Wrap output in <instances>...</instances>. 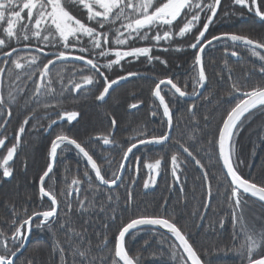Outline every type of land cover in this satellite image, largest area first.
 <instances>
[{"label":"trees","instance_id":"16d2710c","mask_svg":"<svg viewBox=\"0 0 264 264\" xmlns=\"http://www.w3.org/2000/svg\"><path fill=\"white\" fill-rule=\"evenodd\" d=\"M17 2L20 3L22 0ZM71 10L78 18H83V12L77 9ZM225 11L229 13L227 16L223 15ZM204 20L205 17L202 14L201 24ZM4 27H7L6 23L0 22V38H3L2 28ZM225 32L249 34L254 38L264 37V21L249 13L247 9L232 5L231 0H221L217 17L210 25L206 36L210 38L212 35ZM190 42H193L191 35L183 39L177 38L167 52L162 50L163 47L168 46L163 41L160 47L153 49V55L167 60V66L155 60L149 63L146 58L141 57L139 60L129 58L122 61V67L102 68L101 71L110 79L126 75L128 72L139 73L138 76L122 81L104 101L96 99L99 91H102V79L99 84L87 86L88 91L70 90L69 81L79 82L80 80L81 72L76 71L77 68H83L80 62L75 65L57 62L56 66L50 69L52 86L56 92L61 91V78L65 87L63 95L58 99L48 98V103L55 105L50 108H44L42 104L38 105L34 101L25 107V100L32 94L34 88L33 81L23 73L19 81L14 78L9 80L5 75L3 80L5 96L10 85L24 89L23 93H15L19 104L13 109V116L8 118L9 123L5 125L4 134L8 136L6 144L10 146L9 142L26 115L34 113L37 119L29 120L25 134L21 137V146L13 161L10 162L14 168L13 177L0 178V232L4 233L0 236V240H8V246L12 247L11 234L14 230L12 221L16 220L19 223L26 218V215L45 211L51 207V202L47 198H41L39 177L46 170L50 142L57 134L63 132L83 142L101 166L102 174L106 173L105 178H111V172L116 170L123 151L131 143L143 138L139 134L141 130L147 136L160 135L167 130L162 107L158 106L159 102L152 96V89L158 79L172 76L181 87L186 82L187 90L191 92L196 70L192 67L195 50L188 47ZM25 43L33 47L25 48ZM149 43L150 41H130L132 46H148ZM12 44L21 49L20 55L25 57L22 63L30 60V54L37 55L40 61L46 62L44 53L35 51L36 41L19 44L13 41ZM214 45L205 50V70L209 81L199 98L185 100L177 94L172 96L164 91L163 94L173 111L174 129L171 138L164 144L141 147L132 154L123 178L124 186L113 188L109 193L108 188L96 180L90 165L74 148L64 151L63 154L59 153L55 169L45 182L46 188L58 194V199L64 200L59 193L68 188L72 178L84 179L85 170L89 171V175L93 177L94 186L100 190L93 193L85 183L80 186L79 196L73 191L72 196L68 198L72 204V211H67L62 203L58 211L59 219L50 229L47 225L37 227L42 218L35 220L32 239L14 264H29V262L31 264H64V261H67V264H73L71 245L74 240L77 244L80 241L70 236L72 230L85 234L83 247L91 245L94 264H101L105 258L110 261L114 258V242L119 228L123 223L141 215L174 216L178 226L182 227L186 233H190V242L202 254L201 258L205 264H246V261L234 251L243 241V234L235 238L233 236V233L238 231L239 224L234 226L231 222V209L227 204L230 180L218 156L216 138L222 118L225 117L226 111L234 106L236 100L235 96L228 95L232 83L241 82L250 88L254 83L264 80V74L258 71L261 62L253 57L249 50L235 49L240 53L239 58H236L225 54L226 49L233 50L230 42H215ZM38 46L43 47L45 53L61 50L44 44ZM113 46L110 44V47ZM178 46L183 50L176 51ZM15 55L16 53H13V56ZM108 59H114V57H97L100 64L107 63ZM3 66L0 64V67ZM229 70H231V79ZM57 72L61 73L60 77L56 75ZM83 74L91 73L85 69ZM38 78L39 72L33 79L38 80ZM140 101L143 103L139 104L138 109L129 107L130 104ZM192 104L196 105L193 109L195 116L188 112ZM153 110L157 111L155 117L151 115ZM67 111H78L80 113L78 120L71 123L66 120L60 121L57 113ZM204 116H207L208 120H204ZM112 117H115L117 121L114 129L111 126ZM3 119L0 117V122ZM51 119H57L58 123L48 128L47 125ZM109 133H111L110 138L123 147L105 146L102 140L95 142L89 140L90 137ZM193 136L195 139H190ZM177 140L193 151L209 173L208 180L213 185V198L206 211L203 208L206 195L203 172L194 161L180 151L178 161H183L180 165L182 170L180 183H176L171 174L170 157L179 151L176 145ZM234 140L236 156L243 161L239 165L240 174L256 183H264V112L254 111ZM0 153L6 154L3 148H0ZM135 156L140 157L138 175L132 171L135 168ZM158 158H163L161 175L153 188L144 189L143 182L148 177V170L144 165ZM130 179H135L136 182L131 187L132 200L127 203L126 187ZM108 194L113 195V201L110 204L107 202ZM85 195L93 201V205L89 211L81 213L78 202ZM117 195L120 197L118 201L115 199ZM246 199L247 203L242 205L245 222L249 227L257 230L264 228V204L250 196ZM165 201H167L166 204ZM85 203L87 204V201ZM101 205L105 207L104 212L99 211ZM111 209H115V220L110 219ZM239 212L238 209V215ZM194 213L203 215L205 219L199 220ZM221 219L225 221L223 228L218 227ZM104 224H108L107 229L104 228ZM61 225L64 227L62 228ZM105 236L108 243L102 245L101 241ZM174 243L177 244L170 235L154 228L138 229L126 238V248L134 259L139 257L138 264H161V259L165 261V264H181L179 258L181 249H177L175 260L170 258L171 245ZM59 247L65 249L64 260L61 259ZM75 264H80L79 257L75 259ZM119 264L122 263L119 262Z\"/></svg>","mask_w":264,"mask_h":264},{"label":"snow or ice","instance_id":"6c2138e0","mask_svg":"<svg viewBox=\"0 0 264 264\" xmlns=\"http://www.w3.org/2000/svg\"><path fill=\"white\" fill-rule=\"evenodd\" d=\"M231 4L247 9L249 13L264 21V0H231ZM220 6L221 0H22L20 3L17 0H0V22L7 25V27L2 28L3 38H0V50H3L0 52V64L4 65L0 67V117L4 118L0 122V130H3V132H0V148H3L6 153H0V170H2L0 178L13 177L14 168L10 162L13 161L21 146V137L25 134L29 120L37 119L34 113L26 115L19 125L18 131L9 142L10 146L6 144L8 136L4 134L6 132L5 125L9 123L8 118L13 116V109L19 104L15 93H23L24 89L10 85L7 96H5L3 92L5 75L9 80L14 78L19 81L21 73H23L29 80L33 81L34 88L32 94L25 100V107L34 101L38 105L42 104L44 108H50L55 107V105L48 103V98L58 99L65 91L62 78L60 80L61 91L57 93L53 88L50 69L55 67L57 62L72 63L73 65L80 62L83 68L76 69V71L81 72L80 80L79 82L69 81L70 90L73 92H80L81 89L88 91L87 86L99 84L102 79V91H99L96 99L104 101L114 85H119L121 81L130 77L138 76L139 73L128 72L126 75H119L115 79H110L108 75L101 71L102 68L122 67V61L129 58L139 60L141 57L146 58L149 63L155 60L167 66V60L161 59L158 55L154 56L153 49L160 47L163 41L168 46L163 47L162 50L167 52L177 38L183 39L189 35H191L193 42H190L188 47L195 50L192 67L196 70L191 92L187 90L188 84L186 82L181 87L172 76L160 78L155 82L152 96L159 102L158 106L162 107V115L166 118L167 130L160 135L151 136H147L141 130L139 134L143 138L131 143L123 151L116 170L111 172V178H105L106 173L102 174L101 166L83 142L63 132L57 134L50 142L49 162L46 170L39 177L41 198L47 197L51 202V207L45 211H36L26 215V218L19 223L16 220L12 221L14 227L11 234L12 247L8 246V240H0V264H14L17 253L23 248L31 234L32 222L36 217L42 218L37 227L47 225L50 229L52 224L59 219L58 209L62 203L67 211H72V204L68 198L72 196L73 191L79 196L80 186L87 183L89 190L93 193L99 192L100 189L94 186L93 177L89 175L88 170L83 173L84 179L72 178L68 188L59 193V196L64 197V200L58 199V194L55 191L46 188L45 180L50 178V174L53 173L58 151L63 154L64 151L74 148L90 165L96 180L101 185L107 186L110 193L113 188L125 185L123 177L126 172V164L129 162V155L133 153L134 149L139 145L164 144L169 141L174 129L173 111L169 106V102L165 99L164 91L172 96L178 94L180 98L201 95L199 89L205 88L209 81L205 70V50L209 46H215L214 42H230L233 50L226 49L225 54L231 57L239 58L240 53L235 50L237 48L249 50L251 55L261 62L258 71L264 74V54H262L264 53V37L254 38L249 34L230 32L212 35L210 38L206 36L210 25L217 17ZM71 9L83 12V18H78ZM202 14L205 20L201 24ZM228 14L227 11L223 13L224 16ZM33 40L36 41L37 45L35 51L44 53L46 62L40 61L37 55L30 54V60L27 63H22L25 57L20 55L21 49L12 44L13 41L19 44ZM130 41H150V43L148 46H132ZM39 44L61 50L45 53L44 48L39 47ZM110 44L114 46L110 47ZM24 47L30 48L33 45L25 43ZM175 50L182 51L183 49L178 46ZM13 53H16V55L13 56ZM97 57H114V59H108L107 63L100 64ZM225 65H227L226 61ZM85 69L91 74H83ZM37 72H39V78L34 80L33 78ZM56 75L60 77L61 73L57 72ZM73 75H75V72H73ZM229 78L231 79V70H229ZM162 85L164 89H162ZM228 95L235 96L236 100L234 106L227 110L225 117L222 118L221 125L218 128L216 145L218 156L223 162L224 169H226V175L230 177L227 204L231 209V222L234 226L239 224V229L233 233V236L235 238L237 235L243 234V241L240 243L239 248L234 249V251L246 261V264H264V228L257 230L249 227L245 222L242 211V205L247 203L246 197L249 195L264 203V183H256L240 174L239 165L243 161L236 156V143L234 140L254 111L264 112V80L254 83L250 88L247 84L233 82ZM140 103H143V101L132 103L129 107L138 109ZM195 108V104L188 108V112L193 116H195L193 111ZM151 115L155 117L157 111L153 110ZM57 116L60 121L66 120L71 123L78 120L80 113L78 111H67L57 113ZM204 120H208V117L204 116ZM57 123V119H51L47 127L51 128L52 125ZM116 125L117 121L115 117H112V128L114 129ZM110 137L111 133L99 137H90L89 140L91 142L102 140L105 146L123 147ZM190 139L194 140L195 137H190ZM176 145L179 151L170 157L171 174L176 183H180V172L182 171L180 165L183 163L182 160L178 161L180 151L187 154L194 161L195 165L203 172L206 193L203 208L206 211L213 198V185L208 180L209 173L205 165L188 146L180 143L179 140L176 141ZM134 160L135 168L132 171L135 175H138L140 157L135 156ZM162 162L163 158H158L144 165L148 170V177L143 182L144 189L155 186L156 179L161 175ZM109 163L111 162L109 161ZM135 182V179H130L126 187L127 203L132 200L131 187ZM115 199L118 201L120 197L117 195ZM112 201L113 195L108 194L107 202L110 204ZM166 203L167 201H165ZM78 204L80 212L84 213L91 209L93 201L85 195L83 199L79 200ZM238 209L240 210L239 215L237 213ZM99 211L104 212L105 207L101 205ZM111 212L110 219L115 220V209H111ZM194 214L201 221L205 219L203 215ZM224 223L225 221L221 219L218 222V227L223 228ZM141 226H160L174 237L178 244L171 245L170 258L172 260L177 258V249L179 248L182 249L179 254L181 264H205V261L201 258L202 254L190 242V233H186L182 230V227L178 226L174 216L147 215L137 216L122 224L118 230V235L115 237L114 258L110 261L105 258L101 264H119V262H122V264H138L139 257L134 259L126 249L125 237L130 230H138ZM61 227L63 228L64 225H61ZM104 228L107 229L108 224H104ZM3 235L4 233L0 232V236ZM70 236L80 241L77 244L74 240L71 245L73 264H75L77 257L80 258V264H94L91 245L83 247L85 234L72 230ZM107 243L108 240L105 236L101 244L107 245ZM59 252L61 259L64 260L65 249L59 247ZM64 264H67V261H64ZM161 264H165L163 259H161Z\"/></svg>","mask_w":264,"mask_h":264},{"label":"water","instance_id":"95a60500","mask_svg":"<svg viewBox=\"0 0 264 264\" xmlns=\"http://www.w3.org/2000/svg\"><path fill=\"white\" fill-rule=\"evenodd\" d=\"M215 43V42H214ZM122 82V81H121ZM120 82V83H121ZM207 85V84H206ZM118 85H114L113 86V89L114 88H116ZM162 88L164 87L163 85L161 86ZM205 88H206V86H205ZM205 88H203V89H199V91H200V93H201V95H202V93L204 92V90H205ZM113 89H110L109 90V93L113 90ZM178 95V94H177ZM200 95V96H201ZM200 96H198V97H191V96H188V97H184V98H182V99H185V100H195V99H197V98H199ZM108 97V96H107ZM107 97H105V99H107ZM166 99V98H165ZM170 138H171V136H170ZM166 142H168V141H166ZM165 142V143H166ZM149 145H153V144H149ZM143 146H147V145H139L136 149H134L133 150V153L137 150V149H139V148H141V147H143ZM132 153V154H133ZM132 154H130L129 155V162H130V159H131V156H132ZM58 157H59V152H58ZM58 157H57V161H58ZM57 161H56V164H57ZM220 161H221V164H222V167H223V162H222V160L220 159ZM129 162L126 164V170H127V167H128V165H129ZM56 164H55V166H56ZM55 166H54V169H55ZM53 169V170H54ZM223 169H224V167H223ZM224 171H225V173H226V169H224ZM126 173V172H125ZM125 176V175H124ZM124 178V177H123ZM229 178V180H230V177H228ZM48 178H46V180H47ZM46 180H45V182H46ZM99 182V181H98ZM100 183V182H99ZM39 187H40V185H39ZM105 187H107V186H105ZM250 196V195H249ZM251 197V196H250ZM45 198H47V197H45ZM252 198H254V199H256V200H258L257 198H255V197H252ZM48 199V198H47ZM49 200V199H48ZM50 201V200H49ZM264 204V203H263ZM58 211H59V209H58ZM40 217H36L34 220H33V222L35 221V220H37V219H39ZM33 222H32V230H31V234L29 235V237H28V239H27V241L25 242V244H24V246H23V248L17 253V257L22 253V252H24L25 251V249L28 247V245H29V243H30V241H31V239H32V234H33ZM143 228H154V229H158V230H161V231H163V232H165V233H167L168 235H170V233H168V231L166 230V229H163V228H161L160 226H141L139 229H143ZM133 231H136V230H130L129 231V233L128 234H126V237H125V246H126V238H127V236L130 234V233H132ZM171 236V235H170ZM172 237V236H171ZM173 239H174V237H172ZM175 240V239H174ZM176 243L178 244V242L176 241ZM127 249V248H126ZM181 251H182V249H181ZM129 255H130V253H129ZM17 257L14 259V263H15V261H16V259H17ZM122 263V262H121Z\"/></svg>","mask_w":264,"mask_h":264},{"label":"rangeland","instance_id":"374dc122","mask_svg":"<svg viewBox=\"0 0 264 264\" xmlns=\"http://www.w3.org/2000/svg\"><path fill=\"white\" fill-rule=\"evenodd\" d=\"M158 179V178H157ZM157 179H156V182H157ZM156 185V184H155ZM150 188H153V187H150ZM150 188H148V189H150Z\"/></svg>","mask_w":264,"mask_h":264},{"label":"flooded vegetation","instance_id":"af4514ba","mask_svg":"<svg viewBox=\"0 0 264 264\" xmlns=\"http://www.w3.org/2000/svg\"><path fill=\"white\" fill-rule=\"evenodd\" d=\"M32 236H33V234H32Z\"/></svg>","mask_w":264,"mask_h":264}]
</instances>
